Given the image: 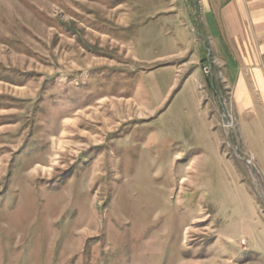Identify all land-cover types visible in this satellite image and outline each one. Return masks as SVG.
Instances as JSON below:
<instances>
[{
    "label": "rangeland",
    "instance_id": "374dc122",
    "mask_svg": "<svg viewBox=\"0 0 264 264\" xmlns=\"http://www.w3.org/2000/svg\"><path fill=\"white\" fill-rule=\"evenodd\" d=\"M195 5L0 0V264H264V149Z\"/></svg>",
    "mask_w": 264,
    "mask_h": 264
},
{
    "label": "crops",
    "instance_id": "0c3cea01",
    "mask_svg": "<svg viewBox=\"0 0 264 264\" xmlns=\"http://www.w3.org/2000/svg\"><path fill=\"white\" fill-rule=\"evenodd\" d=\"M209 52L232 83L237 116L254 117V142L264 149V0H195Z\"/></svg>",
    "mask_w": 264,
    "mask_h": 264
},
{
    "label": "built area",
    "instance_id": "2783aa9c",
    "mask_svg": "<svg viewBox=\"0 0 264 264\" xmlns=\"http://www.w3.org/2000/svg\"><path fill=\"white\" fill-rule=\"evenodd\" d=\"M203 71L206 74H209V72H210V63L209 62H206V64L204 63V65H203Z\"/></svg>",
    "mask_w": 264,
    "mask_h": 264
},
{
    "label": "trees",
    "instance_id": "16d2710c",
    "mask_svg": "<svg viewBox=\"0 0 264 264\" xmlns=\"http://www.w3.org/2000/svg\"><path fill=\"white\" fill-rule=\"evenodd\" d=\"M204 59H205V57L202 58V60H204Z\"/></svg>",
    "mask_w": 264,
    "mask_h": 264
}]
</instances>
